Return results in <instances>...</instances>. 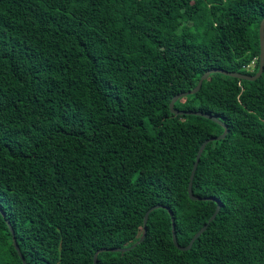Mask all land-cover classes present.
Returning <instances> with one entry per match:
<instances>
[{"label": "trees", "instance_id": "trees-1", "mask_svg": "<svg viewBox=\"0 0 264 264\" xmlns=\"http://www.w3.org/2000/svg\"><path fill=\"white\" fill-rule=\"evenodd\" d=\"M262 18L264 0H0V264H23L7 220L26 264H264V65L169 109L208 70L254 75ZM196 112L227 127L197 200L224 127ZM171 217L180 247L208 224L183 250Z\"/></svg>", "mask_w": 264, "mask_h": 264}, {"label": "water", "instance_id": "water-1", "mask_svg": "<svg viewBox=\"0 0 264 264\" xmlns=\"http://www.w3.org/2000/svg\"><path fill=\"white\" fill-rule=\"evenodd\" d=\"M259 41H260V53H259V67H258V71L254 74V75H247V74H241V73H237V72H233V71H226V70H223V69H211V70H208L206 71L205 73H203V75L200 77L197 85L191 89V90H188L186 92H182V93H179V94H176L172 97L170 103H169V109L171 112H173V114H182V113H194L192 111H180V110H177V109H174L173 105H174V102L176 101V99L182 95H187V94H190V93H193L195 92L196 90H198L201 86V82L203 79H205L210 73H214V72H221L223 74H227V75H231V76H236V77H241V78H246V79H254L256 77H258L261 73H262V70H263V65H264V18H262L261 22H260V26H259ZM197 114L199 115H203V116H207V117H210L212 119H214L215 121H217L218 123H220L223 127H224V131L218 135V136H213V137H210L206 140H204L198 151H197V154H196V157H195V161L193 163V166H192V170H191V173H190V179H189V182H188V187H187V191H188V194L190 196L191 199H200V197L198 196H194L192 194V190H191V185H192V178H193V174H194V171L196 169V166H197V163H198V160L200 158V155L204 149V146L206 145V143L210 140H213V139H218V138H223L227 132V127L225 124H223L221 121H219L218 119H216L215 117H212L210 115H206L204 113H201V112H196ZM217 201V207L214 211V213L211 215V217L209 218L208 222L211 221L216 213L218 212L219 208H220V201L219 200H216ZM156 206H152L151 208H149L145 214H144V219H143V232H142V235L141 237L139 238L138 242L142 241L145 237V231H146V221H147V216H148V213L149 211H151L152 209H154ZM171 214V213H170ZM171 220H172V240H173V243L175 246H177L178 248L180 249H188L191 247L193 241L201 234V232L206 228L207 223H205L199 230L198 232L192 237L191 241L189 242V244L186 246V247H180L177 243V240H176V234H175V227H174V219L173 217H171ZM7 224H8V227H9V230H10V233L12 235V240H13V244H14V247H15V250L17 251L18 255L20 256L23 264H26L25 263V260L23 258V256L21 255L20 253V250H19V246L17 245V242H16V239L14 237V233H13V230L11 228V226L9 225V222L8 220L6 221ZM136 244V243H135ZM135 244H133L132 246L130 247H133ZM119 248H111L110 250H118ZM125 249H128L127 248H124V249H121V250H125ZM102 250H106V249H99L97 250L94 254H93V264H97V254L98 252L102 251Z\"/></svg>", "mask_w": 264, "mask_h": 264}]
</instances>
